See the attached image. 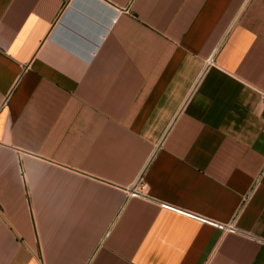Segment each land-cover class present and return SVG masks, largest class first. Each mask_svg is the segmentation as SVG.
<instances>
[{"label":"crops","instance_id":"0c3cea01","mask_svg":"<svg viewBox=\"0 0 264 264\" xmlns=\"http://www.w3.org/2000/svg\"><path fill=\"white\" fill-rule=\"evenodd\" d=\"M263 92L264 0H0V264H264Z\"/></svg>","mask_w":264,"mask_h":264},{"label":"built area","instance_id":"2783aa9c","mask_svg":"<svg viewBox=\"0 0 264 264\" xmlns=\"http://www.w3.org/2000/svg\"><path fill=\"white\" fill-rule=\"evenodd\" d=\"M260 104L262 106V122L264 125V92L260 94ZM147 192V186L144 184L142 177L139 178L129 191L131 196L144 197Z\"/></svg>","mask_w":264,"mask_h":264}]
</instances>
